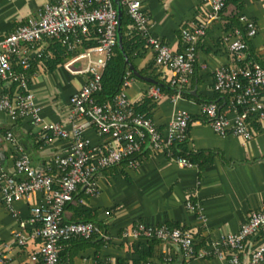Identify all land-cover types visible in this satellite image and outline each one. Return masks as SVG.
<instances>
[{"label":"built area","instance_id":"obj_1","mask_svg":"<svg viewBox=\"0 0 264 264\" xmlns=\"http://www.w3.org/2000/svg\"><path fill=\"white\" fill-rule=\"evenodd\" d=\"M143 0H53L45 2L35 15L27 17L0 38V110L11 122L30 117L40 126L39 136L67 141L61 153L35 167L11 129L4 132V142L13 159L12 171L0 170L1 200L17 219L10 243L0 245V264L6 263L10 246L34 247L29 259L37 264H63L59 259L62 244L73 238L88 240L94 235L105 237L102 228L92 221H68L65 206L79 188L87 196H95L100 188L96 176L104 169L126 161L130 168L141 162L143 149L161 153L179 166L194 164L182 156H173L174 142L186 140L190 115L177 110L165 129L160 131L153 120L138 111L128 98L126 88L135 78L128 69L123 74L120 90L102 103L95 100L101 87V75L117 44L119 17L117 5L129 17L143 38L144 47L154 52L158 67L166 69V83L180 96L194 73L197 48L208 28L225 6L226 0H201L204 11L195 20L179 28L181 48L172 50L163 40L150 34V19L142 8ZM240 26L232 27L223 36V44L231 64L218 67L213 73L212 89L228 97L230 115L214 101L203 102L200 113L212 130L220 135H233L248 141L254 136L253 125L264 122V57L250 60L248 40L257 34L255 22L244 14L237 16ZM43 40L57 42L66 58L63 67L72 74H83L82 85L68 97V112L63 120L45 121L34 100L27 72L32 62L52 58L53 52ZM264 53V44L262 46ZM76 64V66H74ZM15 65L19 67L15 69ZM15 83L11 93L5 87ZM153 99L160 98L155 85L149 89ZM95 129L102 142L94 145L85 135ZM39 192L42 201L30 207L27 219H21L14 202ZM186 209L200 212L199 204L186 201ZM30 228L29 231H26ZM133 240H158L176 246L178 264H189L197 257L227 259L228 264L264 263V207L248 213L236 232L212 238L196 250L193 233L188 228L169 227L137 221L125 230ZM250 246H249V245ZM171 256L147 259L140 264H170ZM80 264H113L99 259Z\"/></svg>","mask_w":264,"mask_h":264},{"label":"crops","instance_id":"obj_2","mask_svg":"<svg viewBox=\"0 0 264 264\" xmlns=\"http://www.w3.org/2000/svg\"><path fill=\"white\" fill-rule=\"evenodd\" d=\"M52 1L0 0V38L27 17L35 15L45 2ZM142 8L150 19V34L175 51L181 48L179 28L197 19L204 11L201 0H143ZM239 14L248 16L257 26V34L248 40L247 57L261 61L264 57V0H227L197 48L194 73L183 89L188 96H174L163 90L160 98L155 100L149 89L156 84L137 77L126 88L128 98L135 106L145 107L147 116L160 131L165 129L177 110H186L190 122L183 150L186 153L216 151L212 163L198 172L196 165L179 166L163 154L151 153L144 148L136 168H130L124 161L102 170L96 176L99 193L87 197L79 188L74 207L83 205L94 211L105 237L94 235L88 240L74 238L63 243L59 256L63 264L99 259L113 264H140L147 259L166 256L172 257L170 264H178L180 256L175 245L158 240H133L124 235L125 230L137 221L175 224L174 227L188 228L193 233L196 250H200L212 238L236 232L248 213L264 207V122L253 125L254 136L243 141L233 135L216 134L200 113L203 102L214 101L221 111L230 115L228 97L215 93L211 84L214 71L231 64L222 39L232 27L240 26L236 19ZM230 19L237 25L233 23L234 26L227 27ZM42 45L53 51L49 40H43ZM65 60L52 68L45 60L41 64L33 61L27 72L34 100L40 106V115L45 121L65 118L69 95L85 80L83 74L68 72L62 65ZM135 64L145 72L154 68L153 73H159L158 78H164L166 84L168 73L157 66L153 51L146 49ZM14 67L19 69L17 65ZM8 84L11 85L5 87V91L11 93L15 83ZM9 126H12L14 136L35 167L53 159L67 144V141L50 135V141H43L39 136L40 126L32 124L29 116L11 122L0 110V170L12 171L13 159L3 139ZM84 133L92 144L102 142L103 138L95 129L87 128ZM188 200L199 204L201 211L186 209ZM41 201V193L31 192L13 205L19 218L27 219L30 207ZM69 214L70 208H67L65 216ZM16 227L17 219L6 209L0 196V245L11 242ZM149 244L152 245L150 252ZM33 247V241L25 247L10 246L5 264H37L29 259ZM189 264L228 262L227 259L208 256L197 257Z\"/></svg>","mask_w":264,"mask_h":264},{"label":"trees","instance_id":"obj_3","mask_svg":"<svg viewBox=\"0 0 264 264\" xmlns=\"http://www.w3.org/2000/svg\"><path fill=\"white\" fill-rule=\"evenodd\" d=\"M227 2V0H226ZM226 4V3H225ZM223 10V9H222ZM237 19V17H236ZM235 21L230 19L227 23V27H232L237 23H234ZM131 21L127 14L122 11L121 17L119 18V33L121 34V47L118 46V43L114 46L112 51V57L110 60L106 63L102 75H101V87L98 92L95 94V100L98 103L105 102L107 100H110L119 90L122 83V77L126 69H128L127 64L125 62V57L128 59L129 63L133 66V68L142 76L150 77L157 81V86H159L160 90H167L168 92L172 93L173 95L176 93L175 90L170 87L167 83H164V78H158L159 73L154 74V68L151 69L150 72H145L144 69L137 68V65L135 64V60L140 58L144 52H146V49L144 47V40L139 34L137 30H135L133 27H130ZM234 23V25H233ZM239 24V23H238ZM49 47L53 50V57L49 58L46 61L49 68L54 67L57 63H60L65 58L63 54V48L60 47V45L57 42L49 41ZM151 63V62H150ZM149 65V64H148ZM32 66V65H31ZM133 75V73H132ZM134 76V75H133ZM135 77V76H134ZM136 78V77H135ZM188 92L186 91H180V96H188ZM136 109L145 115L147 113L145 112V107L140 108L139 106H136ZM7 129H12V126H9ZM185 142H174L171 146V150L173 153V156H182L186 158L189 162L196 165L198 168V172H200L206 165H209L213 161V156L217 153L213 150H197L195 152H185L183 150V143ZM223 159V158H222ZM124 162V161H121ZM120 162V163H121ZM126 162V161H125ZM119 164V163H118ZM117 165V164H116ZM112 167V166H111ZM109 168V167H108ZM77 194L74 195L73 200L70 201L64 209V216L65 211L67 208H70V214L65 216V219L68 221H92L97 225H100V223L95 219V212L90 210L89 208L80 205L78 207H74V201L77 198ZM169 227L176 226L175 224L168 225ZM71 240H74L71 239ZM71 240L67 241L70 242ZM84 240V239H83ZM155 239H152L150 241H154ZM64 242V243H67ZM64 245L62 244L63 250ZM152 245L149 244L148 252H150ZM60 251V253H61ZM59 253V256H60Z\"/></svg>","mask_w":264,"mask_h":264},{"label":"water","instance_id":"obj_4","mask_svg":"<svg viewBox=\"0 0 264 264\" xmlns=\"http://www.w3.org/2000/svg\"><path fill=\"white\" fill-rule=\"evenodd\" d=\"M116 2V0H115ZM117 10H118V17L120 18L121 17V14H122V10L121 8L119 7V5H117ZM119 28L120 26H118V30H117V43H118V46L121 47V34L119 33ZM125 62L127 64V67L129 68V70L133 73V75L141 80H144L146 82H150V83H153V84H157V81H155L154 79L150 78V77H146V76H142L140 75L134 68L133 66L129 63L128 59L125 57Z\"/></svg>","mask_w":264,"mask_h":264}]
</instances>
